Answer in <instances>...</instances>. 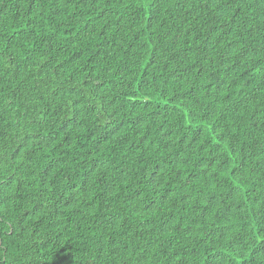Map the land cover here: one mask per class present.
I'll use <instances>...</instances> for the list:
<instances>
[{"label":"trees","instance_id":"obj_1","mask_svg":"<svg viewBox=\"0 0 264 264\" xmlns=\"http://www.w3.org/2000/svg\"><path fill=\"white\" fill-rule=\"evenodd\" d=\"M0 264H264V0H0Z\"/></svg>","mask_w":264,"mask_h":264}]
</instances>
